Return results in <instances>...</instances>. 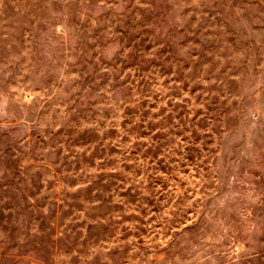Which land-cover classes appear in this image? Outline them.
Returning <instances> with one entry per match:
<instances>
[{"label": "rangeland", "instance_id": "obj_1", "mask_svg": "<svg viewBox=\"0 0 264 264\" xmlns=\"http://www.w3.org/2000/svg\"><path fill=\"white\" fill-rule=\"evenodd\" d=\"M0 264H264V0H0Z\"/></svg>", "mask_w": 264, "mask_h": 264}]
</instances>
